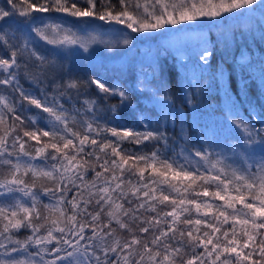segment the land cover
<instances>
[{
    "label": "snow or ice",
    "instance_id": "1",
    "mask_svg": "<svg viewBox=\"0 0 264 264\" xmlns=\"http://www.w3.org/2000/svg\"><path fill=\"white\" fill-rule=\"evenodd\" d=\"M83 4L4 0L0 5V85L7 86L0 94V264H264V114L253 116L250 105L249 121L229 96L235 142H218L202 130L193 143L183 122L170 136L166 121L139 112L119 81L109 83L98 73L83 80L69 73L49 81L57 56L91 53L93 44L128 52L135 40L180 37L205 19L264 12V0ZM106 32L112 35L103 39ZM177 51L193 79L214 60L206 41L190 52ZM235 62L251 66L252 56L242 52ZM260 71L264 83V59ZM21 77L34 85L31 91L21 85ZM217 78L225 80L221 65L213 73ZM46 83L51 92L41 87ZM246 83L239 89L242 98ZM82 88H94L96 95L89 97ZM135 90L171 112L169 93L152 88L147 76L137 80ZM113 97L118 103L109 104ZM31 107L39 110L27 118L32 127L17 134V122L25 124L21 113ZM122 107L139 112L143 131L119 124ZM125 142H151V148L122 150ZM41 180L48 183L38 186Z\"/></svg>",
    "mask_w": 264,
    "mask_h": 264
},
{
    "label": "trees",
    "instance_id": "2",
    "mask_svg": "<svg viewBox=\"0 0 264 264\" xmlns=\"http://www.w3.org/2000/svg\"><path fill=\"white\" fill-rule=\"evenodd\" d=\"M77 3L78 6H85L83 0H77ZM113 3H116V0H113ZM3 4L4 0H0V5ZM250 12H254L255 17L258 18L257 21L260 22L257 11H249V13ZM34 15L43 14L34 13ZM56 15L58 17L63 16V14ZM67 19L71 20L74 18L68 17ZM260 24L262 25V23ZM262 29L264 30V28ZM197 32V34L190 35L187 41L182 39L177 40V38L181 37L169 36L168 39L170 43L183 42L188 52L198 48L205 41L207 42V46L213 49L214 60L212 61L211 67L204 72L203 76L197 72L195 74V79H193L191 68L185 67L188 62L181 59L180 55L176 54L173 50L166 49L163 54L158 53L155 65L134 66L131 68L127 67L126 69L120 68L114 64L92 62L86 55L79 53L57 56L55 57L56 65L50 71L49 81L60 76L67 77L69 73L72 77H79L81 80L86 79L88 75L98 73L109 83L119 81L122 85H125L127 89L130 90L133 104L139 109V112H146L154 121L157 119L166 121L164 126L170 136L178 133L180 123L183 122L185 128H190V136L193 143H195L197 139H200L202 130L211 134L212 139L218 142H224L226 138L235 142L234 138L238 133L228 121L229 110L231 108L229 96L239 102L238 108L240 114L249 121L253 120V116L256 112L264 114V83H262L260 71L261 60L264 59V33L262 36L258 34L253 35L248 41L242 35L241 37L244 39L242 38L241 41L236 39L237 41L233 42L232 48L228 50L213 37V34L208 28L204 27L199 30L197 29ZM132 36L134 35L132 34ZM169 42L166 47L170 45ZM45 47L50 48L51 46ZM242 52L252 56L251 66H241L235 62ZM218 65H221L225 69L224 81L218 78L213 79V73L216 72ZM0 75H3V73L0 72ZM145 76L151 81L152 88L160 87L162 90L169 93L173 105L171 112H169L162 103L157 101L156 98L135 90L137 80L140 79V77L144 79ZM244 81L247 82L244 84L246 96L242 98L239 89ZM20 83L29 91L34 87L30 81L23 77L20 78ZM6 87L7 86L0 85V94H5L4 90ZM41 87L51 92L50 83L43 84ZM81 91L89 97H94L96 95V90L94 88H82ZM226 91L228 95L225 94ZM108 103H118L117 98L113 97ZM250 105L254 107L253 116L249 115ZM67 106L66 104L65 107ZM77 107H80L79 103H77ZM38 112V109L31 107L29 111L21 113V115L25 117V124L19 126V122H17V134L20 133L22 127L28 129L32 127L27 118L35 116ZM139 112L134 111L133 108L130 107H122L118 113L119 124L143 131L142 125L137 122ZM42 115L46 116L47 114ZM107 119L110 120L111 117L109 116ZM101 122L106 123L107 120ZM173 122H175V128H173ZM255 123L257 127L260 126L259 121H255ZM38 124L41 127L44 126V123L40 121L39 118ZM108 126L111 127L115 125L109 124ZM70 127L82 131V128H79L78 125H70ZM46 139L47 138L42 137V141ZM111 139L115 140L116 138L111 137ZM34 144L35 142L32 141L26 147L31 150V145ZM150 148L151 142H146L143 145L125 142L122 145V150L129 149L139 151L143 149L147 152ZM36 163L39 164L41 161L37 160ZM92 175L93 173L89 171L88 178L91 179ZM148 176L149 173L146 172L145 177L147 178ZM133 180H135V177H133ZM41 183L47 184L48 182L43 180L38 181V186ZM69 196H71V193H69ZM44 202H48L47 198H44ZM215 203L220 204L222 202L216 201ZM237 207L240 206L238 205ZM90 210L94 211L95 206L93 205ZM41 212L43 214V208H41ZM194 214L193 212V215ZM148 215L153 214L148 213ZM103 219H106V217ZM133 227L136 228L137 235H141L139 233V228L135 225H133ZM181 227H183V225H181ZM201 230H204L203 226H201ZM23 234L24 230L21 231V235ZM118 234L121 233L118 231ZM122 235L127 236V233H122ZM198 251H202V249H198ZM190 254L189 252L188 255Z\"/></svg>",
    "mask_w": 264,
    "mask_h": 264
},
{
    "label": "rangeland",
    "instance_id": "3",
    "mask_svg": "<svg viewBox=\"0 0 264 264\" xmlns=\"http://www.w3.org/2000/svg\"><path fill=\"white\" fill-rule=\"evenodd\" d=\"M256 11L260 22L257 21L258 18L255 17L254 12H246L245 14L237 15L225 14L223 18H215L214 20L205 19L198 30L204 27L208 28L213 34V37L216 38L221 45H224L226 49L230 50L233 42L237 41L236 39H238V41L242 40V35L247 41L255 34L260 36L263 35L264 30L260 23L264 24V12L259 9ZM197 33L196 30L182 34L180 36L181 38H177V40L182 39L187 41L190 35ZM81 35L84 36L85 39H88L87 33H82ZM111 35L110 32H106L103 35V39H108ZM133 35L135 36L136 34ZM168 39L169 36H161L156 39L135 40L134 47L128 52H125L122 48L103 49L101 46L93 44L92 48L94 50L91 53H85L83 50H74L69 55L78 53L83 54L92 62L114 64L123 69L134 66L141 67L143 65H155L158 53L163 54L166 49H169L180 55L177 51L178 48L187 49L186 46L183 45V42L170 43ZM168 42L170 45L166 47ZM38 43L42 45V42ZM140 79L142 78L140 77Z\"/></svg>",
    "mask_w": 264,
    "mask_h": 264
}]
</instances>
